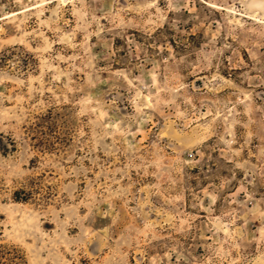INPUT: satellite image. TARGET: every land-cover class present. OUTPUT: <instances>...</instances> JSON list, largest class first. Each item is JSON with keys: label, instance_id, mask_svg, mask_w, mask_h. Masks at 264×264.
<instances>
[{"label": "rangeland", "instance_id": "rangeland-1", "mask_svg": "<svg viewBox=\"0 0 264 264\" xmlns=\"http://www.w3.org/2000/svg\"><path fill=\"white\" fill-rule=\"evenodd\" d=\"M0 264H264V0H0Z\"/></svg>", "mask_w": 264, "mask_h": 264}, {"label": "trees", "instance_id": "trees-1", "mask_svg": "<svg viewBox=\"0 0 264 264\" xmlns=\"http://www.w3.org/2000/svg\"><path fill=\"white\" fill-rule=\"evenodd\" d=\"M20 198V197H19ZM17 200H19V199H17Z\"/></svg>", "mask_w": 264, "mask_h": 264}]
</instances>
